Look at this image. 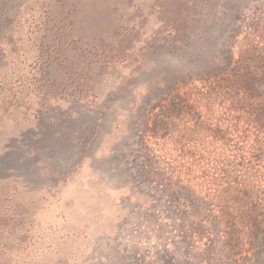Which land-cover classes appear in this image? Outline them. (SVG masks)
Returning a JSON list of instances; mask_svg holds the SVG:
<instances>
[{
    "label": "rangeland",
    "instance_id": "1",
    "mask_svg": "<svg viewBox=\"0 0 264 264\" xmlns=\"http://www.w3.org/2000/svg\"><path fill=\"white\" fill-rule=\"evenodd\" d=\"M227 84L264 122V0H0V264H264V209L214 200L233 142L154 129Z\"/></svg>",
    "mask_w": 264,
    "mask_h": 264
},
{
    "label": "trees",
    "instance_id": "2",
    "mask_svg": "<svg viewBox=\"0 0 264 264\" xmlns=\"http://www.w3.org/2000/svg\"><path fill=\"white\" fill-rule=\"evenodd\" d=\"M220 103L226 104L222 109L228 116L217 117L214 122L210 118H215L216 109L221 110ZM257 106L252 95L240 85L196 86L194 92L176 94L172 99V107L159 113L156 118L154 129L156 131L165 129L174 139L166 149V153L172 154L173 158L179 156L184 159L187 156V159H193L201 155L203 150H207V154L212 156L218 146L215 148V143L208 145L209 137L221 143L227 140L228 143L233 142L235 152L233 156L240 158L238 164H218V175L214 176L213 173L212 177L215 180L211 181L215 185V188H212L215 190L214 200L220 205L228 200L226 213L233 210L230 204L233 200L246 204L242 205V208H245L243 212L249 210L252 214L254 210L264 209V202L260 203L264 201V187L259 184H264V174L259 176L256 171V166L264 162V122L257 116V113L259 114ZM230 133L235 135L236 140L230 138ZM209 146L213 151H210ZM192 165L193 163L189 166L177 161L175 168L180 173L191 175ZM226 167L229 169H225ZM243 169L250 172L253 180L241 178ZM203 174L206 175V171ZM256 183L259 184L257 187ZM254 219L255 223L264 222L255 217Z\"/></svg>",
    "mask_w": 264,
    "mask_h": 264
}]
</instances>
